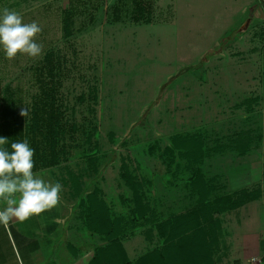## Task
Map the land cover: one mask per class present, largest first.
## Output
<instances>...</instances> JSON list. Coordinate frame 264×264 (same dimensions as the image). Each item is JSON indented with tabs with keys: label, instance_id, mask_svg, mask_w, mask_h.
<instances>
[{
	"label": "rangeland",
	"instance_id": "1",
	"mask_svg": "<svg viewBox=\"0 0 264 264\" xmlns=\"http://www.w3.org/2000/svg\"><path fill=\"white\" fill-rule=\"evenodd\" d=\"M5 7L39 24L43 54L0 51V124L9 99L26 122L41 84L50 88L67 133L56 157L45 144L37 153L56 158L67 203L81 200L75 208L93 212L133 262L147 254L163 264L161 248L171 264L213 263L219 224L199 199L209 176L222 186L234 155L264 140V0H0ZM263 215L239 235L264 238ZM185 236L198 247L183 246ZM237 246L230 259L250 264Z\"/></svg>",
	"mask_w": 264,
	"mask_h": 264
},
{
	"label": "crops",
	"instance_id": "2",
	"mask_svg": "<svg viewBox=\"0 0 264 264\" xmlns=\"http://www.w3.org/2000/svg\"><path fill=\"white\" fill-rule=\"evenodd\" d=\"M246 154L234 155L240 162L226 171L228 174L224 178L228 182L219 186L220 179L215 174L209 176L207 181L209 213L219 224L216 234L211 233L213 241L209 246L214 254L212 264H229L230 261L241 264L240 260L230 259L237 245L244 247L246 254H253L250 264H264L263 231L258 229L239 235L257 223L258 214L263 212L264 140L261 150ZM54 168H42L34 172L45 180L56 182ZM255 169H258L257 176L253 179L251 177ZM229 175H238L239 180L234 177L231 180ZM220 190L223 196H219ZM251 191L256 193L251 195ZM85 210L68 204L61 195L59 203L50 210L33 215L23 222L0 225V264H91L95 249L103 247L105 243L101 233L103 227L100 228L99 222L90 224L91 229L95 227L98 231L95 234L89 232Z\"/></svg>",
	"mask_w": 264,
	"mask_h": 264
},
{
	"label": "clouds",
	"instance_id": "3",
	"mask_svg": "<svg viewBox=\"0 0 264 264\" xmlns=\"http://www.w3.org/2000/svg\"><path fill=\"white\" fill-rule=\"evenodd\" d=\"M41 32L36 21L24 22L20 12L0 8V51L6 58L41 57L43 45L36 39ZM34 153L26 138L9 146V140L0 137V225L23 222L52 209L60 201L62 185L33 171Z\"/></svg>",
	"mask_w": 264,
	"mask_h": 264
},
{
	"label": "trees",
	"instance_id": "4",
	"mask_svg": "<svg viewBox=\"0 0 264 264\" xmlns=\"http://www.w3.org/2000/svg\"><path fill=\"white\" fill-rule=\"evenodd\" d=\"M49 72H52V70H49ZM49 75L50 74L48 73L47 76ZM34 79H36L38 83H42V78H40V75L39 78ZM54 102L55 101L53 100L50 88H45L44 85L41 84L39 88V95L34 98V102L33 104H31L33 111L31 113L32 117L29 120H27L26 122L22 121V118L19 117L18 107L15 104L16 100L12 98L7 101L5 111L2 112V117L4 121L0 124V137L7 138L9 140V146L11 142L24 140L25 138L28 139L30 146L35 149L33 157L35 164L33 171H37L42 168H50L57 164L56 158H52L47 163H44L43 158L38 156L39 153H37V151L39 150L37 149L39 148L40 151H42L45 147L47 149L49 148L50 154H54V157H56L54 148H56L57 143H60L59 136L62 135L61 133H67V131H64L59 125L60 113L59 115L56 114ZM43 144L46 145L44 148H42ZM243 153L244 152H241L239 154ZM199 200L202 202L203 205H209L207 203L208 200L205 199L204 196ZM80 202L81 200H78L75 206H78V203ZM99 211L100 215L105 218V216L103 215L104 211L105 213H107L106 210H102L101 208V210ZM96 213L98 214V212ZM93 214L94 213L90 212L89 210L87 219L89 222V232L95 234L98 230L96 231L95 227H92L91 229L90 225L92 223L95 224L96 221L93 217ZM108 219L110 225H112L114 222L117 221L118 217H113L111 216V214H108ZM111 231L112 230H109V232L105 233L101 232L103 239L106 241V244H104L103 247L95 249L91 264H143V262H147V264L150 263V260H147L150 255L147 256V254L139 258L138 262L129 261L120 242L117 241V238H115V236L113 237L111 235ZM184 238L185 239L182 241L183 246L189 248L190 246H188V243L191 242L192 246L190 248L192 251L194 250V248L196 249L198 247L195 241L196 237L192 236V241H188L187 236H185ZM160 249L157 252L160 261L163 264H171L168 257L165 256L163 249Z\"/></svg>",
	"mask_w": 264,
	"mask_h": 264
}]
</instances>
